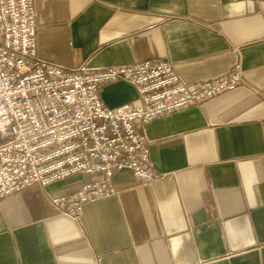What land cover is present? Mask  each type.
I'll return each instance as SVG.
<instances>
[{
    "label": "crops",
    "instance_id": "crops-1",
    "mask_svg": "<svg viewBox=\"0 0 264 264\" xmlns=\"http://www.w3.org/2000/svg\"><path fill=\"white\" fill-rule=\"evenodd\" d=\"M38 57L72 71L164 59L187 84L241 66L245 83L147 125L149 168L59 215L80 176L0 201V264H264V1L34 0ZM106 108L135 90H101ZM8 138L0 133V147Z\"/></svg>",
    "mask_w": 264,
    "mask_h": 264
},
{
    "label": "built area",
    "instance_id": "built-area-1",
    "mask_svg": "<svg viewBox=\"0 0 264 264\" xmlns=\"http://www.w3.org/2000/svg\"><path fill=\"white\" fill-rule=\"evenodd\" d=\"M35 9L34 0H0V133L8 138L0 201L80 176L75 191L51 200L59 215L79 220L85 205L117 193L118 173L147 184L164 178L149 168V123L245 83L240 64L194 85L164 59L65 71L38 57ZM119 82L135 90L136 103L106 108L101 90Z\"/></svg>",
    "mask_w": 264,
    "mask_h": 264
}]
</instances>
